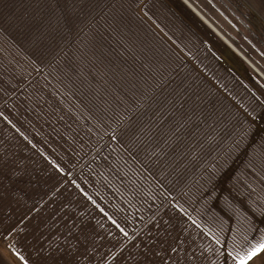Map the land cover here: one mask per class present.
<instances>
[{"label": "trees", "instance_id": "16d2710c", "mask_svg": "<svg viewBox=\"0 0 264 264\" xmlns=\"http://www.w3.org/2000/svg\"><path fill=\"white\" fill-rule=\"evenodd\" d=\"M160 3L0 0V229L27 264H238L264 243V152L221 110L255 98Z\"/></svg>", "mask_w": 264, "mask_h": 264}, {"label": "rangeland", "instance_id": "374dc122", "mask_svg": "<svg viewBox=\"0 0 264 264\" xmlns=\"http://www.w3.org/2000/svg\"><path fill=\"white\" fill-rule=\"evenodd\" d=\"M160 1L162 3L160 4L165 9V13L168 18L170 19L171 16L172 21L176 20L184 28H187L192 34L193 38H195L200 43V48L203 47L208 55H212V57H218V59H220L230 70L234 71L240 79L238 83H241L243 89L249 92L251 98L254 96L255 101L252 103V101H249L246 95H244L245 91L242 93L245 98L241 97L240 95L232 96L227 94V100L224 102L222 101L221 110L224 111L225 120L228 125L234 126L233 132L237 134V131L242 128V131H244L243 134H246L245 131L250 130L252 138V153H258V151L264 152V124L261 123L260 119L262 118L261 116H264L263 80L242 58H240V56H237L233 50L226 46L224 41L221 40L217 34H214V32L205 23H203L202 20L182 0ZM189 1L194 3L193 6L198 12L201 11V8H206V10H208V14L213 17L212 20H210L202 11L201 12L206 18H208L211 24H213V26L218 29L221 34H223L233 44V46L237 48V44L240 43L244 50L247 51V55L249 50L253 55L252 57H254L256 61L260 62L262 67L264 66V58L259 57L260 53H257L253 50V48H260V46L263 47L260 45V42L262 44L263 41L260 40L257 42L258 40L254 35L250 36L249 34V36H247V30L239 28L240 22L238 21L239 16L241 15L242 19L244 20H247L246 16L253 17V15H260L262 20H264V0H224L227 4H229V9H231L233 14L237 17L234 27H227L228 24L225 26L224 22H222V17L220 14L214 10H211L212 4L209 0ZM226 11L227 10L224 11V14H228ZM228 15H231V13ZM245 23L247 24V22ZM261 32L264 34V28ZM236 41L239 43H236ZM251 45H253V48ZM260 49L264 54V49ZM244 56L246 55L244 54ZM252 64L264 75V69L261 71V69L255 65V63ZM227 110H231L232 113L236 115V117L231 115L230 112L225 113ZM256 157L259 158L258 156H255L250 167L253 171H257L259 167H261V165L255 161ZM211 202H213L212 199ZM223 206H225V203ZM223 210L225 211V209ZM238 217L240 216H237V218ZM15 236L16 232L7 236L5 232L0 229V264H27L22 258L23 254L19 252L15 246H12L11 242L14 241ZM239 248V243L230 242L229 250L232 255L237 256ZM247 264H264V250L250 259Z\"/></svg>", "mask_w": 264, "mask_h": 264}, {"label": "crops", "instance_id": "0c3cea01", "mask_svg": "<svg viewBox=\"0 0 264 264\" xmlns=\"http://www.w3.org/2000/svg\"><path fill=\"white\" fill-rule=\"evenodd\" d=\"M183 1V0H182ZM210 1V3L212 4V8H211V10H214V11H216L218 14H220V16L222 17V22H224V24H225V26L227 25V27H231V26H235V20H237V17L233 14V12L231 11V9H229V4H227L224 0H209ZM186 5H190L191 6V8H194L195 9V11L197 10L193 5H194V3L192 2H190L189 0H184L183 1ZM210 20H212L213 19V17H211L209 14H208V10H206V8H201L200 9ZM225 10H227L226 11V13H228V14H230L231 13V15H228V14H224V11ZM200 11V12H201ZM230 13H229V12ZM198 12V11H197ZM199 13L202 17H205L204 16V14L203 13ZM206 18V17H205ZM208 18H206L207 20H208ZM246 19L247 20H244V19H242V15L241 16H239V19H238V21L240 22V24H239V28H243V29H246L247 30V36H249V34H250V36H255V38L258 40L257 42H259L260 40L261 41H263V43L261 44V42H260V45H262L263 47H261L260 46V48H263L264 49V34H263V32H261L262 31V29L264 28L263 27V25H264V20H262V18L260 17V15H258V16H256V15H253V17H248V16H246ZM242 20V21H241ZM208 22H210L209 20H208ZM245 22H247V24L245 23ZM261 22H263V23H261ZM211 23V22H210ZM213 25V24H212ZM237 26V25H236ZM238 27V26H237ZM244 36V35H243ZM238 41H236V43H237ZM239 43V42H238ZM248 44H249V42H248ZM238 45V47L236 48L235 46H234V49H235V51L237 52V53H241L243 56H244V54L247 56H244V58L246 57V59L248 60V61H250L251 63H255V65L259 68V69H261V71L264 69V66L262 67V65H261V63L260 62H258V61H256L255 60V58L254 57H252L253 55L250 53V51L248 50V55L246 54V52L247 51H245L244 50V48L240 45V43L239 44H237ZM236 45V46H237ZM252 46V48H253V45H251ZM259 47H257V48H253V50L254 51H256L257 53H260V56L259 57H263L264 58V54L262 53V51H261V49L259 48ZM239 49V50H238ZM244 53H242V52ZM256 74H258V73H256ZM258 76L263 80V82H264V79L258 74Z\"/></svg>", "mask_w": 264, "mask_h": 264}, {"label": "water", "instance_id": "95a60500", "mask_svg": "<svg viewBox=\"0 0 264 264\" xmlns=\"http://www.w3.org/2000/svg\"><path fill=\"white\" fill-rule=\"evenodd\" d=\"M187 6L202 20L203 23H205L214 32V34H217V36H219L221 40L224 41V44H226V46H228L231 50H233L237 54V56H240V58H242L251 67L252 70L258 73L264 79V75L259 70H257V68L250 61L244 58V56L241 53H237L234 49L233 44L223 34H221V32L218 29H216L210 22H208V20L205 17H202L199 14L200 12L198 13L197 11H195V9L191 8L189 4Z\"/></svg>", "mask_w": 264, "mask_h": 264}, {"label": "snow or ice", "instance_id": "6c2138e0", "mask_svg": "<svg viewBox=\"0 0 264 264\" xmlns=\"http://www.w3.org/2000/svg\"><path fill=\"white\" fill-rule=\"evenodd\" d=\"M262 250H264V243H260L256 247H253L252 249H250L246 256L241 257L238 255L236 257L238 264H247L248 260L255 257L257 255V253L261 252ZM229 255H231V254H229Z\"/></svg>", "mask_w": 264, "mask_h": 264}, {"label": "bare ground", "instance_id": "6f19581e", "mask_svg": "<svg viewBox=\"0 0 264 264\" xmlns=\"http://www.w3.org/2000/svg\"><path fill=\"white\" fill-rule=\"evenodd\" d=\"M184 1V0H183Z\"/></svg>", "mask_w": 264, "mask_h": 264}]
</instances>
